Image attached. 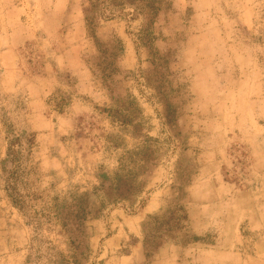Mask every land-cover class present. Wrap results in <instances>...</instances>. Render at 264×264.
<instances>
[{"label":"rangeland","instance_id":"rangeland-1","mask_svg":"<svg viewBox=\"0 0 264 264\" xmlns=\"http://www.w3.org/2000/svg\"><path fill=\"white\" fill-rule=\"evenodd\" d=\"M107 4L93 33L88 0H0V264L71 238L84 264H264V0ZM215 151L240 220L204 232L186 203Z\"/></svg>","mask_w":264,"mask_h":264},{"label":"crops","instance_id":"crops-1","mask_svg":"<svg viewBox=\"0 0 264 264\" xmlns=\"http://www.w3.org/2000/svg\"><path fill=\"white\" fill-rule=\"evenodd\" d=\"M210 75H212V69L206 68L200 73V82L203 84V87L215 89L217 85L215 75H212V79ZM204 104L205 105L203 107H210L211 104L215 106H223V102L219 99L213 101V103L208 102ZM74 110L77 111V113L80 112L81 114H84L89 112L90 108L85 104H78L72 107L71 111L73 112ZM217 119H220V117ZM222 127L223 126L221 124V128ZM94 156L95 158L98 157L96 155ZM213 156L214 158L207 162L209 165L203 167L201 171V178H199V180H197V182H195L189 190V199L186 203L187 213L195 224L198 225V228L204 232L221 229L224 228V226L226 228L225 230L228 228L236 229L240 220V209L238 206V200H240V198L233 196L228 199L219 194V189L221 190V167L219 166V153L217 152V155L214 154ZM162 195L163 192L156 194V197L161 199L163 197ZM159 201H157L153 206H147L143 210V213L138 215V219L142 221L144 217L149 214L151 215L156 211V209L158 210L161 205ZM225 234H231V232L227 231Z\"/></svg>","mask_w":264,"mask_h":264},{"label":"trees","instance_id":"trees-1","mask_svg":"<svg viewBox=\"0 0 264 264\" xmlns=\"http://www.w3.org/2000/svg\"><path fill=\"white\" fill-rule=\"evenodd\" d=\"M89 4H90V8L86 10V23L88 28L94 33V31L92 30V27H94V22L95 19L98 15H105L106 14V10L109 7L107 4V0H88ZM95 15H94V14ZM12 146V144H11ZM13 151L10 148L9 149V154L8 157L13 158V162H16L17 157L15 155H13ZM11 162V160H10ZM15 168H19L18 166ZM78 201H80L83 205H85V207L87 206V200L86 198H79ZM15 204L19 207V209H24V202L22 200H17L15 201ZM182 211L183 208L181 209ZM58 211V210H57ZM57 222H63L62 226L64 228H67L70 225V220H65L62 221L61 217L59 216V214H56L55 217H53ZM187 219V215L185 214L183 217H177L174 219H170V221L174 220L177 224H179L181 222V220ZM61 220V221H59ZM86 219H84L85 221ZM71 245L74 248V252L69 255V256H64L63 254H58L57 256L55 255H50V258L47 260L46 264H84V262L88 261L87 258V251L89 249V247L87 246V248L85 249V251H81V247L80 244L76 245L75 239L71 238ZM39 253V252H38ZM40 254V253H39ZM44 256H38L37 261L41 262V259ZM27 264H30V262L27 261Z\"/></svg>","mask_w":264,"mask_h":264}]
</instances>
